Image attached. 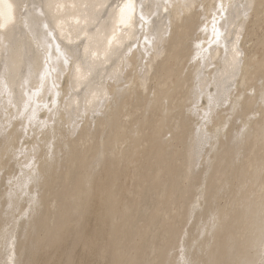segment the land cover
<instances>
[{
    "label": "bare ground",
    "instance_id": "6f19581e",
    "mask_svg": "<svg viewBox=\"0 0 264 264\" xmlns=\"http://www.w3.org/2000/svg\"><path fill=\"white\" fill-rule=\"evenodd\" d=\"M0 264H264V0H0Z\"/></svg>",
    "mask_w": 264,
    "mask_h": 264
}]
</instances>
